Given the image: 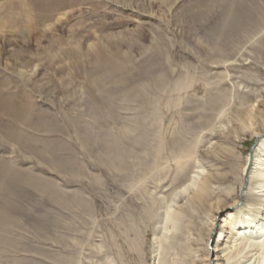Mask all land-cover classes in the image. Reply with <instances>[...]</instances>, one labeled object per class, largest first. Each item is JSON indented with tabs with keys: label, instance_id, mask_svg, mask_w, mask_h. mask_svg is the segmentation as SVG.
Returning a JSON list of instances; mask_svg holds the SVG:
<instances>
[{
	"label": "rangeland",
	"instance_id": "1",
	"mask_svg": "<svg viewBox=\"0 0 264 264\" xmlns=\"http://www.w3.org/2000/svg\"><path fill=\"white\" fill-rule=\"evenodd\" d=\"M248 113L264 0H0V264L198 263L208 209L220 224L238 196ZM200 164L225 175L206 208L183 190Z\"/></svg>",
	"mask_w": 264,
	"mask_h": 264
},
{
	"label": "bare ground",
	"instance_id": "2",
	"mask_svg": "<svg viewBox=\"0 0 264 264\" xmlns=\"http://www.w3.org/2000/svg\"><path fill=\"white\" fill-rule=\"evenodd\" d=\"M224 61L226 62L227 60ZM109 69L114 73L121 71L119 65L118 67L111 65ZM162 81L163 80L157 83L158 87L163 84ZM160 83L162 84L159 85ZM177 86H179V84H177L176 87ZM181 87L182 85L179 88ZM126 91L129 94H133L134 97L140 95L136 87H128ZM259 114L260 113H258V115ZM254 117L257 119L253 120ZM244 121L241 122L242 128L249 129L251 134L254 135L253 140L256 139L257 142L251 154L248 152L245 156V161L240 170L241 182L238 196L226 206L228 211L224 213V216L219 221L220 224L215 220L216 214H213V209H208L209 211L206 214L208 218L207 220L204 219V221H206L208 224L207 226H209L208 230H211V236L215 228L219 229V231L217 233L216 242L212 248L209 247L210 236L209 239L205 241L204 250L201 253L198 250L199 254L195 256V262H198L196 264H264V117L248 113L247 119ZM175 162V165L180 168L182 167V170L184 169L186 162L181 156L176 157ZM210 165L212 166V164ZM193 167H196V170H193V174L188 177V183L183 187V190L185 194L186 191L190 190L191 195H188L186 198L190 204L196 203L206 208L207 202L213 196L214 190L218 189V186L222 183H225V175L213 167L205 169L201 164L199 166L194 165ZM218 191L219 190H217V192ZM178 203L176 204L178 205ZM170 207H168L169 210ZM229 208H232L233 211H230ZM181 209L173 212L168 211L164 217V220H170L173 223V228L175 229L178 228L179 217L183 214ZM4 217V212L0 210V218L2 219ZM187 220L189 219L187 218ZM189 222L192 223L191 221ZM176 236V238H178L177 234ZM221 237L225 239L222 238L221 240ZM157 251V254H155L156 262L154 264H158L162 250L158 248ZM164 251L165 249L162 252L164 253ZM194 253H196V251ZM108 263H111V261Z\"/></svg>",
	"mask_w": 264,
	"mask_h": 264
},
{
	"label": "water",
	"instance_id": "3",
	"mask_svg": "<svg viewBox=\"0 0 264 264\" xmlns=\"http://www.w3.org/2000/svg\"><path fill=\"white\" fill-rule=\"evenodd\" d=\"M256 139L253 141V144L251 145V148H250V150H249V153L251 154V152H252V150H253V147L255 146V144H256Z\"/></svg>",
	"mask_w": 264,
	"mask_h": 264
}]
</instances>
